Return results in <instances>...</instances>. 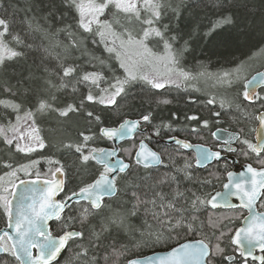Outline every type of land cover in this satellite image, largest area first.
I'll return each instance as SVG.
<instances>
[{
	"label": "snow or ice",
	"instance_id": "1",
	"mask_svg": "<svg viewBox=\"0 0 264 264\" xmlns=\"http://www.w3.org/2000/svg\"><path fill=\"white\" fill-rule=\"evenodd\" d=\"M194 7L196 5L185 4V0H179V3L173 0H17L14 8L16 12L24 13L22 23L27 32L40 40L39 46L45 53L55 54L63 75L59 77V83L51 78L44 79L43 91L47 95H38L34 105L25 107L27 98L19 103L14 99H0V107L5 109L0 115V120L5 121L0 123V141L6 150L28 155L36 147L45 148L38 118L50 112L67 117L70 112L83 109V100L79 108L74 104L65 108L55 106L53 90L67 88L65 78L75 77L76 83L88 88L85 100L105 106L116 104V97L127 95L130 88L141 82L152 89H161L166 84L180 87L206 76L227 89L235 87L243 79L242 64L221 74L202 71L193 75L182 67L181 61L189 51L190 40L200 27L197 23L191 32H183L182 25L188 26L195 19L193 13L186 20L184 12ZM212 7L216 9L217 18L210 22L203 36L219 37L220 43L227 46L235 37L225 26H234L233 9L248 10V0H216ZM249 14L255 16V13ZM166 18L167 23L164 22ZM260 28L264 33V0L261 2ZM62 35L66 42L61 39ZM181 40L183 44L179 43ZM89 41L103 45L107 57L89 52ZM21 44L24 41L10 30V21L0 18V66L24 54L16 47ZM25 47L33 45L26 44ZM73 51L88 56L85 63L93 70H82L76 63L67 64ZM112 60L117 62L119 74L110 63ZM22 85L23 81H18L15 86L5 81L4 91L15 97ZM262 87L264 73L246 80L241 93L243 100L264 108V92L257 91ZM31 91V87L24 88L25 93ZM219 102L222 109L233 106V100L227 96L221 97ZM160 103L170 101L165 99ZM215 103V96L207 100L209 105ZM235 107L244 111L240 104ZM86 115L91 118L93 112L88 111ZM213 115L219 117L220 112ZM153 119L152 113L148 112L138 120L125 119L117 127H99V135L89 129L79 133L81 139L53 145L57 150L63 149L68 158H46V162L55 167L54 170L49 168L52 179L44 180L41 188L36 187L38 180L32 181V187H25L23 191L16 183L18 173L33 174L38 160L29 159L15 165L3 161V168L7 170L0 175V214L6 217L10 231L0 234V253L5 254L0 257V264H13V261L53 264L64 250L71 252L67 264H140L137 259L127 258L131 248L180 239L182 233L185 237L198 233L200 239L179 243L154 262L149 258V264H215V258L226 251L225 237L236 246L239 256L244 258L243 264H248V257L264 264V255H253L257 247L264 253V212L256 211L257 206L264 208V138L253 143L241 128L228 133L220 150L213 151L170 136L169 139L178 146L177 155L180 149H199L195 168L188 158L179 165L167 148H149L145 143L149 136L140 139L138 146L134 141L133 148L123 149L127 161L119 155L121 149L118 147L92 146L91 142L100 138L124 140L134 138L137 132L143 135L146 130L141 128V122L152 125V136L160 137L162 129L177 131L172 123L155 125ZM172 119L178 120L179 116L173 113ZM184 119L199 125L186 126L190 135H198L201 128L209 126V121L198 115H187ZM255 119L264 129V111ZM95 120L102 123L100 116H95ZM219 131L213 132V137ZM233 143L239 147H233ZM222 151L239 152L246 159L255 154L259 167L249 163L238 176L227 171L224 191L207 192L206 188L214 186L213 178L219 180L220 177L213 172L207 177L198 176L196 169L220 161ZM92 162L100 167L93 170ZM73 167L78 173L93 175V178L82 180L78 191H73L63 201L55 200L65 184L57 176H66ZM35 175L39 178V169L35 170ZM20 184L27 182L21 180ZM73 198H76L74 203ZM232 198L238 203L232 202ZM220 208L231 210L232 214L218 215L214 210ZM237 209H247L248 215L241 221L244 226L236 228L235 234L230 236L233 229L229 225L239 219ZM53 219L60 229L59 235H53L50 230L49 221ZM77 224L79 228L75 227ZM121 235L123 240L118 239ZM224 259L229 258L224 256Z\"/></svg>",
	"mask_w": 264,
	"mask_h": 264
},
{
	"label": "trees",
	"instance_id": "2",
	"mask_svg": "<svg viewBox=\"0 0 264 264\" xmlns=\"http://www.w3.org/2000/svg\"><path fill=\"white\" fill-rule=\"evenodd\" d=\"M216 0H185V4L196 5L194 8H189L184 12L185 19H189L195 13L194 21L188 25H182L183 32H191L193 28L196 27V24L199 23L200 27L195 35L192 36L190 40L189 51L184 54V57L181 61V64L184 68L190 70H204L208 72H224L235 68L238 64L250 59L253 55L260 52L264 47V33H262L260 28V15H261V2L262 0H248L249 9L245 10L243 8L233 9L235 13L234 16V26H225L226 31L231 33L235 39L227 46L220 43L219 37H204L203 33L207 30V26L211 21L215 20L216 9L212 5ZM222 2V0H221ZM243 2V0H241ZM14 5H17V0H0V16L2 18L8 19L10 21V30L14 34H18L21 39L24 41V44L21 45L19 51L24 54L14 59L13 61H7L0 68V98L1 99H14L17 103L25 100V107L34 105L38 95H47L43 91L44 79L51 78L56 83V72L54 68V61L51 58H48L43 49L39 46L40 40L27 32L26 25L22 23L24 19L23 12H16ZM255 13L253 17L249 13ZM167 19V18H166ZM188 37L185 36V39ZM180 44H183V40L179 41ZM26 44H32L33 47L27 48ZM90 45L97 52L99 51V46L96 44ZM114 65V64H113ZM47 69V71L45 70ZM8 81L12 85H17L18 81H23V85L20 88V92L17 96L12 97L10 93L4 91V82ZM31 87L32 91L30 93H25L24 88ZM243 87H240L236 91V101L240 104L241 108L248 105L246 101L243 100L241 95ZM56 100L54 104L57 108H65L68 104H74L76 107H80L81 101H84V107L79 112H70L67 117H60L58 112L51 113L46 116L43 120L45 123L41 125L44 130L49 131V137L46 140L48 143L46 150L51 152V146L59 145L61 141H75L81 139L79 136L80 132H87L91 129L92 132H95L97 135L99 127H117L125 119H139L142 115L151 112L153 115V124L160 125L161 122L172 123L174 128H179L180 131L169 132L163 131L160 137L152 136V125L145 124L141 122L142 127L146 128L147 132L145 136H149L150 139H145L148 145L153 150H163L167 148L169 152L173 153V157L176 158V161L184 162L185 158L191 159L194 161L192 153L186 152L182 149L179 150V155L176 154L175 146H165L162 145L161 140L168 138V136H176L181 139H186L191 143H202L207 144V139L211 138V131L221 128L229 131L237 132L241 128L244 130V135L251 139V131H248V128L252 126L253 123V114L247 115L245 113H233L230 114L227 111H222L216 109V107L207 104V101L199 97H191L183 91L178 92H167L161 89H152L150 86L137 84L129 89L127 95H122L116 101V104L105 106L96 102H88L84 98L87 96L83 94L81 90L76 93H71L67 91L55 92ZM168 100L170 103L164 104L160 103L162 100ZM253 108V107H252ZM0 108V115L1 113ZM260 110V109H258ZM256 110V111H258ZM88 111L93 112V117H87L86 113ZM215 112H220V116L217 117L213 115ZM176 113L179 116L178 120L172 119V114ZM187 115H198L202 120L206 119L209 121V126L207 128H201L200 133L197 135H190L189 131L185 128L187 125L197 126L196 122L185 121L184 117ZM95 116H100L102 123H97ZM53 118V120H51ZM58 118L59 121L58 122ZM55 119V120H54ZM52 121V122H50ZM247 125V127H246ZM249 128V129H250ZM142 137L141 135H139ZM138 135L127 142L119 145L121 149L119 155L122 159L127 161L128 156L123 149L133 148L134 141L138 146L139 140L141 139ZM144 138V137H142ZM51 144V145H50ZM50 145V147H49ZM96 147L102 148H111V143L105 139H98V143L95 144ZM239 147V145H238ZM57 149V147H55ZM61 155L64 159H67L65 152L61 149ZM60 150V151H61ZM49 154V153H48ZM17 158L15 155H11L7 150H2L0 152V163L3 161H9V157ZM239 162H247L248 164H253L254 167H259L256 165L255 156L250 155L249 158H245L241 155L238 157ZM167 162V158H166ZM177 162V163H178ZM38 168L41 169L40 165ZM55 166L47 165V168ZM91 168L94 170L99 168L92 162ZM46 170V169H45ZM163 170V169H162ZM49 171V170H48ZM209 172H213L220 177L219 180L213 178V185L205 189V191L210 192L212 189H220L222 184L225 181V171L223 170L222 165L218 162L209 165L205 169H196V175L207 177ZM36 177L35 174L30 175L28 178ZM93 178V175H86L83 173H78L75 167L71 168L68 171V174L64 176L65 187L64 194H70L73 191H78L79 186H81V181L86 180L90 181ZM191 187V185H189ZM261 209H264L260 207ZM68 210H66L67 212ZM218 215L232 214L231 210H216ZM236 215L239 216V219H236L233 224L229 225L233 229L232 233L239 225L242 218L245 216V213L242 210H235ZM135 222V221H134ZM53 230L57 229L55 232L56 235L61 234L60 229L57 225V222L52 223ZM76 228H79V225H75ZM232 233L229 235L231 236ZM115 235V233H114ZM118 239L123 240L122 235ZM200 239V235L197 234H188L186 237L184 234H181L180 239H173L166 243H159L155 246L149 245L143 248H131L127 254L128 259L139 258L155 252H164L172 247L183 243L185 241ZM223 246L226 251L222 256H217L215 258V264H243L244 261L240 259L238 252L231 246L229 237H225ZM227 251L234 255V262H227L224 259V256L229 255ZM70 254V250H65L61 259ZM5 254L2 255V257ZM57 263V262H56ZM54 263V264H56ZM13 264H18V262L13 261ZM248 264H253L249 263Z\"/></svg>",
	"mask_w": 264,
	"mask_h": 264
},
{
	"label": "rangeland",
	"instance_id": "3",
	"mask_svg": "<svg viewBox=\"0 0 264 264\" xmlns=\"http://www.w3.org/2000/svg\"><path fill=\"white\" fill-rule=\"evenodd\" d=\"M174 3H179V0H173ZM0 18H2L0 16ZM165 23H167V19H165L164 21ZM61 39L65 40L66 42V38L62 35L61 36ZM90 42H88V46H89V52L93 53L94 55H97V56H104V57H107V53L104 52V49H103V45H100V44H96L99 46V51L100 52H97L93 49V47L90 45ZM41 43V42H40ZM22 45V44H21ZM21 45H17V49L19 50ZM161 49H162V45H161ZM57 51H60L59 49ZM46 55L48 56V58H51L53 61H54V70L56 72V81L57 83H59V77L62 76V72L60 71L59 69V63L60 61L57 60L55 54H52V55H49L46 53ZM88 56H81V53L79 51H73L71 56H69L66 60V63L67 64H73V63H76V64H79L81 65V69L82 70H87V71H92V67L85 63L86 60H88ZM13 61V60H11ZM7 62V61H6ZM110 63L117 68V72L118 74L120 73L121 70L118 69V64L116 61L112 60L110 61ZM243 65V71L241 73L243 79L241 80L240 83H238L235 87L231 88V89H227L226 86H221L219 83H217V81L215 79H210L208 77H200L198 78L197 80H193L189 83H185V84H182L180 87H177L175 84H166L164 88H162L163 90L167 91V92H178V91H183L185 92L186 94H188L189 96L191 97H199L200 99L204 98L206 101L210 98H212L213 96H215L217 98V103L215 104H212V106L216 107V109H220L222 111H227L230 113V114H233V113H237L239 114L240 113H247V115H250L254 112V108H252L251 106L249 105H246V107H242L241 109H243L244 111H241V110H238L235 105L238 104L235 97H236V91L239 90L240 87L243 86V83L254 73L258 72V71H262L264 69V47L260 50V52H258L257 54L253 55L250 59H248L247 61L243 62L242 63ZM2 66H0L1 68ZM183 67V66H182ZM236 68V67H235ZM235 68L231 69V70H228V71H232L234 70ZM185 70L191 72L193 75H196L197 73H200L204 70L200 69V70H190V69H187L185 68ZM79 69H78V73L77 75L79 74ZM105 72L106 74L111 77V73L107 71V69H105ZM207 73H211V74H221L223 72H208L206 71ZM225 72V71H224ZM67 81H68V87L67 88H64V89H60L61 91H67V92H71V93H76V92H79V90H81V92L83 94H88V88L84 85V84H79V83H76V80H75V77H70V78H65ZM137 84H143L145 85L143 82L141 83H137ZM136 84V85H137ZM75 89V90H74ZM196 89H199V91H197ZM55 92H59V91H55L53 90V94ZM224 96H227L229 98H231L233 100V106L231 108H228V107H225V108H221L220 107V98L221 97H224ZM119 97H116V100L118 99ZM1 99V98H0ZM6 100V99H4ZM261 106H257L255 107V111L258 110ZM2 108L1 109V113L5 112V109H3V107H0ZM261 109V108H260ZM51 113L53 112H50V113H45L43 114L42 116H40L38 118V125L41 129V136L44 138L45 140V143H46V146H47V142L46 140L48 139L49 137V134L50 132L49 131H46L44 130L45 128H42L41 125L43 123H45V120L44 118L48 115H50ZM3 115V114H2ZM13 119L15 118L14 116L12 117ZM51 120H53V118H51ZM55 120V119H54ZM131 120H136V119H131ZM5 121L3 120H0V123H4ZM52 122V121H50ZM58 122L59 121V118H58ZM247 127V125H246ZM141 128L142 129H145L144 127H142V124H141ZM250 128V127H249ZM248 128V131H251V128L249 129ZM177 129V131H180L179 128H175ZM183 129H186L183 128ZM163 131H167L165 129H162ZM214 131V130H213ZM211 131V138L212 140H210L209 138L207 139V144H203L202 143H194V144H199V145H203V146H207V147H210L212 144H213V137H212V132ZM147 132V130L144 132V134L142 135L141 133H138L137 135H141L142 137L145 136V133ZM172 136V135H170ZM168 138H164L161 140V144L162 145H165L163 144V141L169 139ZM140 137V136H139ZM142 137H140L141 139H143ZM197 137H200L201 138V135ZM103 139V138H102ZM188 141V140H187ZM145 142L147 143V141L145 140ZM189 142V141H188ZM92 143V146H95L96 143H98V139L91 142ZM191 143V142H189ZM148 144V143H147ZM193 144V143H191ZM51 145V144H50ZM49 145V147H50ZM166 146V145H165ZM169 146H173V145H169ZM109 148V147H108ZM2 150H6V146L3 145L2 141H0V152ZM44 150H46V147L45 148H39V147H36V150L28 155H25L24 153H10L11 155H13V157L16 155L17 158L19 159H16V158H12L11 156L9 157V160L11 163H13V165L17 164V163H25L27 162L29 159H32V160H38L39 161V164L42 162L43 164L40 165V167H42L41 169L38 168V165H36V168L33 169V174H35V170L36 169H39V172H40V176L41 177L42 175H47L49 177L50 174H49V168H47V165L48 163L46 162V158L47 157H50V156H54L55 158L57 159H61L63 160V157L61 155V152L62 150H57L55 147H52L51 146V152H44ZM49 153V154H48ZM176 159V158H175ZM178 162V161H177ZM167 163H170V161H167ZM184 162H178L179 165H182ZM194 166V165H193ZM195 168V167H194ZM46 169V170H45ZM7 169H4L3 168V164L0 163V175H3V172L6 171ZM54 170V169H53ZM21 177V178H28L30 177V175H25L24 173H18V178ZM217 191V189H212L210 190V192H215ZM261 211H264V209H261ZM241 222V221H240ZM240 224V223H239ZM231 225V224H230ZM192 241V240H190ZM230 253L229 251H227V254ZM71 254V252H70ZM69 255H66L64 256L62 259L60 258L56 264H67V260H68V257L70 256ZM264 255V253H263ZM63 256V255H62ZM61 256V257H62ZM228 258L230 257H234V255L232 253H230L229 255H226ZM235 259H233L232 263L234 262ZM228 262V261H227Z\"/></svg>",
	"mask_w": 264,
	"mask_h": 264
},
{
	"label": "water",
	"instance_id": "4",
	"mask_svg": "<svg viewBox=\"0 0 264 264\" xmlns=\"http://www.w3.org/2000/svg\"><path fill=\"white\" fill-rule=\"evenodd\" d=\"M258 73H264V71L256 72V73H254L253 75H251L248 79H251L253 76H257ZM248 79H247V80H248ZM245 82H246V81H245ZM262 88H264V87H262ZM259 89H261V88H258L257 91H258ZM246 102H247V101H246ZM247 103H248V102H247ZM128 120H131V119H128ZM219 130H220V131H219L218 135H217L216 137H213V138H214L217 142L223 144L224 139L227 138V134H228V133H232V132H230V131H225V130H221V129H219ZM216 131H217V130H216ZM216 131H214V132H216ZM137 133H140V132H137ZM137 133H136V134H137ZM212 136H213V135H212ZM253 138H254V143H257V142H259V140H260L261 138H264V129L260 128V126H259V121H258V120H257V125H256L255 130H254ZM131 139H132V138H128V139H124V140H110V141H111L112 148H113V147H118L119 144H121V143H123V142H126V141H128V140H131ZM145 143H146V142H145ZM146 144H147V143H146ZM163 144H165V145H173V146H177V145H175V143H174L172 140H170V139H167V140L163 141ZM234 144H235V143H233V147H234ZM193 145H199V144H193ZM148 147H149V146H148ZM177 147H178V146H177ZM204 147H205V146H204ZM149 148H150V147H149ZM205 148H208V147H205ZM106 149H107V148H106ZM208 149H209V148H208ZM182 150H184V151H186V152H190V153L193 154V156H194V167H195V158L197 157V155H198V153H199V149H197V148L194 147V148H191V149H182ZM207 166H208V165H207ZM245 167H246V165L243 166V167H241L237 172H235V171H232V172H234V173L237 174V176H238L240 172L245 171ZM203 168H205V167H202V168H199V169H203ZM57 179L64 180V176H60V175H58V176H57ZM35 180H38V183L36 184V187H37V188H41V187H43V184H44V180H45V179H37V178H33V179H29V180H23V181L27 182L26 185H21L20 182H18L17 185L19 186L20 190L23 191L25 187H32L31 182H32V181H35ZM227 182H228V178H227V174H226L225 182H224V183H227ZM224 183H223V184H224ZM223 184H222L221 190H219V191H224V189H223ZM59 193H61V192H59ZM59 193H57V195L54 197L55 200H57V196H58ZM11 199H13V197H11ZM75 199H76V198H73V202H72V203L75 202ZM232 202H234V203H238V201H237L235 198H232ZM217 210H226V209L220 208V209H217ZM240 210H242V211H244V212L246 213L245 216L248 215V210H247V209H240ZM256 211H257V208H256ZM257 212H258V211H257ZM242 220H243V219H242ZM242 220H241V221H242ZM53 221H55V220L53 219V220L49 221V225H50V223L53 222ZM7 225H8V222H7ZM243 226H244V225L240 222V225H239L237 228H240V227H243ZM4 231H10V230L8 229V226H7V228H5V229H3L2 231H0V234H2ZM234 234H235V232H233L232 235H234ZM192 241H194V240H192ZM186 242H190V241H185V242H183V243H186ZM178 245H179V244H178ZM178 245H176V246H174V247H177ZM231 246H232L233 248L236 249V246H235V245H231ZM170 250H171V249H169V250H167V251H164V252H156V253H153V254H149V255H146V256H143V257L133 258V259H137V260H139V261H140V264H149V258H151V260L154 262L155 259H156L158 256H162V255L166 254V253H167L168 251H170ZM64 252H65V250L61 253V255L58 256L57 260L54 261L53 264L56 263V262L61 258V256L63 255ZM0 254H2V253H0ZM253 255H254V256H261V255H263V253H262V252L260 251V249L257 247V248H255V249L253 250ZM241 259L244 260L243 257H241ZM247 259H248V261H250V262H255V263H257V264H260V261H259V260L253 261L251 257H248ZM231 260H232L231 257H230L229 259H227L228 262H231Z\"/></svg>",
	"mask_w": 264,
	"mask_h": 264
},
{
	"label": "flooded vegetation",
	"instance_id": "5",
	"mask_svg": "<svg viewBox=\"0 0 264 264\" xmlns=\"http://www.w3.org/2000/svg\"><path fill=\"white\" fill-rule=\"evenodd\" d=\"M264 70V69H263ZM262 70V71H263ZM258 91H261V92H264V88H261V89H259ZM247 103V102H246ZM248 105H249V103H247ZM249 106H251V107H253L254 108V112L252 113L253 114V123H252V126H251V139H249L250 141H252L253 143H254V138H253V134H254V130H255V127H256V125H257V120L255 119V116L257 115V114H259V112H261V111H264V108H259L260 110H258V111H255V107H257V106H260L259 104H256V105H249ZM229 131V130H228ZM232 132H234V131H232ZM213 137V136H212ZM123 144V143H122ZM222 145V143H219V142H217L214 138H213V144L210 146V147H208L209 149H211V150H213V151H216V150H220V146ZM237 143H235L234 144V147H237ZM236 155L238 156L239 154H238V152H223L222 151V155H221V160L220 161H218V163L220 164V165H222V167L224 168V167H226V169L225 170H227V171H235V172H237L238 170H239V167L240 166H242V165H244V164H247V162H239V160H238V158L236 157ZM251 155H253V156H255V154H251ZM194 158V157H193ZM256 157H255V164H256ZM214 163H216V161H213L210 165H212V164H214ZM256 165H258V164H256ZM208 167V166H207ZM206 167V168H207ZM205 169V168H204ZM227 171H226V173H227ZM37 177V176H36ZM35 177V178H36ZM38 178V177H37ZM39 178H43V179H52V177H49V176H47V175H42L41 177H39ZM26 179H29V178H21V177H19L17 180H16V183L17 182H20L21 180H26ZM218 190H221V188L220 189H218ZM217 190V191H218ZM68 195H71V193L70 194H67V195H65V196H58L57 197V200H60V201H63L64 199H65V197L66 196H68ZM9 199H11V196H9ZM257 211L258 212H264V211H261L260 210V207L259 206H257ZM7 219H6V217H4L2 214H0V231H2L3 229H5V228H7ZM50 230L53 232V235H56L55 234V232H57V229H55V230H53V227H52V223L50 224ZM4 253H2V254H0V257H2V255H3Z\"/></svg>",
	"mask_w": 264,
	"mask_h": 264
},
{
	"label": "bare ground",
	"instance_id": "6",
	"mask_svg": "<svg viewBox=\"0 0 264 264\" xmlns=\"http://www.w3.org/2000/svg\"><path fill=\"white\" fill-rule=\"evenodd\" d=\"M18 58H19V57H18ZM252 75H253V74H252ZM242 87H243V86H242ZM55 113H57V112H55ZM218 129H221V128H217V129H215L214 131H216V130H218ZM221 130H225V129H221ZM214 131H213V132H214ZM213 132H212V133H213ZM177 138H178V137H177ZM180 139H181V138H180ZM166 146H169V145H166ZM175 147H176V146H175ZM237 147H238V145H237ZM238 154H239V152H238ZM250 155H251V154H250ZM236 157H237V158H238V157H241V155H240V154H239L238 156L236 155ZM247 164H248V163H247ZM247 164H244V165L240 166L239 169H240L241 167L247 165ZM193 165H194V161H193ZM225 169H226V167L223 168V170L225 171V177H226V174H227L226 171H227V170H225ZM0 172H2V171H0ZM64 187H65V184H64ZM65 195H66V194H64V190L61 191V193L58 194V196H65ZM58 196H57V197H58ZM210 210H211V209H210ZM239 210H240V209H239ZM214 211H216V210H214ZM234 249H235V248H234ZM235 250L237 251V249H235ZM237 252H238V251H237ZM155 253H156V252H155ZM151 254H153V253H151ZM238 254H239V253H238ZM240 259H241V258H240ZM241 260L244 261L243 259H241ZM248 262H249V263H253V264H257V263H255V262H250V261H248Z\"/></svg>",
	"mask_w": 264,
	"mask_h": 264
}]
</instances>
